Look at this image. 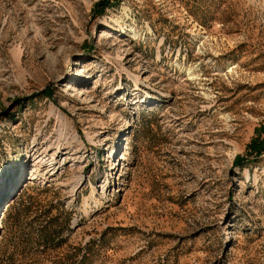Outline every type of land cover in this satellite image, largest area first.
Segmentation results:
<instances>
[{
    "label": "rangeland",
    "instance_id": "374dc122",
    "mask_svg": "<svg viewBox=\"0 0 264 264\" xmlns=\"http://www.w3.org/2000/svg\"><path fill=\"white\" fill-rule=\"evenodd\" d=\"M98 1L0 0V264H264V0Z\"/></svg>",
    "mask_w": 264,
    "mask_h": 264
},
{
    "label": "trees",
    "instance_id": "16d2710c",
    "mask_svg": "<svg viewBox=\"0 0 264 264\" xmlns=\"http://www.w3.org/2000/svg\"><path fill=\"white\" fill-rule=\"evenodd\" d=\"M110 0H99L96 4V10L98 9V13H101L104 8L107 6H110ZM264 152V137L261 138L260 135H256L255 137H252L249 143L246 146V152L244 154H236L234 157V163L235 164H242V162L246 159L247 155L252 154L254 156H257ZM49 223V220H48ZM47 223V224H48ZM46 225H42V229L40 231L41 239L43 241V244L47 247L50 246L52 241V232L50 229L45 228Z\"/></svg>",
    "mask_w": 264,
    "mask_h": 264
}]
</instances>
